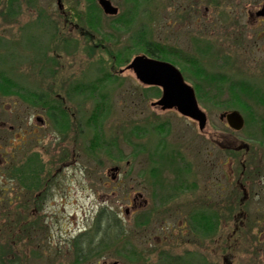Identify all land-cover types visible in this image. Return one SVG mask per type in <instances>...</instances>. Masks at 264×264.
Wrapping results in <instances>:
<instances>
[{"label": "rangeland", "instance_id": "1", "mask_svg": "<svg viewBox=\"0 0 264 264\" xmlns=\"http://www.w3.org/2000/svg\"><path fill=\"white\" fill-rule=\"evenodd\" d=\"M110 1L117 14H97L109 34L104 44L131 53L104 90L109 146L88 148L94 99L70 88L109 68V57L91 52L80 33L74 12L87 7L84 0H0V70L20 87L0 92V264H74L73 239L94 233L100 210L122 232L82 264H264V142L250 136L262 104L246 95L226 104L227 89L217 101L197 99L207 117L199 131L175 109L152 106L161 88L125 69L145 54L135 43L143 31L178 50L179 70L193 56L225 75L223 85L244 81L264 95V20L249 16L264 0ZM129 9L130 23L113 27ZM182 74L192 87L198 82ZM45 101H59L66 127L51 123ZM235 108L244 118L239 130L219 117ZM202 208L217 216V227L189 233L188 214Z\"/></svg>", "mask_w": 264, "mask_h": 264}, {"label": "trees", "instance_id": "2", "mask_svg": "<svg viewBox=\"0 0 264 264\" xmlns=\"http://www.w3.org/2000/svg\"><path fill=\"white\" fill-rule=\"evenodd\" d=\"M84 4H86L87 6L86 8H84V10L80 9L79 11L74 12V16L77 19V22L79 23L80 33L85 37L86 40L92 43V45L89 47V50L91 52L99 48V50L103 51L105 54L108 55L109 68L105 66L104 68L101 67V73L96 76L93 80L87 83L77 82V84L71 85L70 90H72L74 93H86L88 96L94 99L92 112L87 118V123H89V125H92L93 127V134L88 144V148H104L105 146H109V144L103 139L101 123V114L106 109L108 102L106 98L107 94L104 90L111 82L118 78L117 73H119V70L117 72L116 69H119L121 65L128 61L131 51L129 50V48H118L115 50L107 48L104 43L105 41L109 40V34L102 30L101 23L97 20V14L101 11L100 7L98 6L95 0H84ZM130 13L131 11L129 9L124 14H120L119 16L114 17L111 25L116 28L120 25H128L125 23L129 21V17L131 15ZM70 16L71 13H66V15H64L65 22L70 21L68 20ZM88 30L91 32H88ZM94 34H97L98 36L95 37ZM135 43L140 46L142 51L145 52V55L161 60L170 61L176 64V60L173 58V55H179L178 50L175 51L176 49L174 50L169 46H165L160 42L150 39L145 34V32L142 31V33L138 35V38L136 39ZM184 59L185 63L189 64L188 66H190V68H188L187 66L183 68V66H181V71L182 73H185V71L187 72L188 70L191 76L198 80V82H193V88L195 90L196 98L198 100L205 98L209 101H217L219 100L220 96L224 93V90L227 89L229 98L225 100L226 104H230L229 102L231 101H237L238 104H241L239 95H246L247 97L255 96V98L264 107V95H258L255 88H253L247 82H234L230 80L227 82L228 85L225 86L223 84L226 81V77L222 73H212L207 71L193 56H186ZM100 61L103 62V60ZM186 77L188 78V76ZM19 89L20 87L18 86V84L15 83L3 71L0 70V92L3 94H8L13 91L20 93ZM37 95V100L42 99L41 94H39L38 96ZM45 103L48 105L46 112L52 121L51 123H53L55 127L60 129L66 127V125H68L67 113L66 110L62 108L61 104H58L59 101H45ZM242 106L246 109L248 108L245 105ZM252 117L255 118L254 115ZM254 123L257 129L250 136L260 142H264V117L259 118L258 121H254ZM161 130L163 129H160L159 127V131ZM229 152L233 153L231 150H229ZM170 156L171 158H178L177 156ZM184 167L186 168V165ZM32 170L34 171L35 168H32ZM153 170L154 169L151 168L150 173H153ZM20 174L22 175V177H20V180H22V178H24L26 174ZM175 176H177L176 173ZM175 180L178 181V183H176L177 185L179 184V182L182 181L179 178H176ZM192 183L193 182L185 184L183 180L182 187H185V189H190L193 187ZM176 184H173L172 187H174ZM102 213L103 210H100L96 217L95 224L97 226L95 225L93 234L90 233L89 229H86L78 233L73 239L72 245L74 249V258L72 262L74 264L87 263L89 258L92 257L94 254L98 255L99 247L108 246L107 240H109L108 238H110V235L117 234L115 236H119V234H121V226H119L120 224L117 223L116 218L111 216V219H106V217L103 216ZM102 218L106 219L103 225H101L102 223L99 224ZM112 218H114L115 220H113ZM188 220L192 230L198 229L199 231L204 233L213 231L217 227L218 223L217 216L211 211L205 210L204 208L191 212L190 218ZM128 254L132 255L131 252H129Z\"/></svg>", "mask_w": 264, "mask_h": 264}, {"label": "water", "instance_id": "3", "mask_svg": "<svg viewBox=\"0 0 264 264\" xmlns=\"http://www.w3.org/2000/svg\"><path fill=\"white\" fill-rule=\"evenodd\" d=\"M97 3L105 14L114 15L118 12V8L112 5L110 0H97ZM256 15H264V6L256 10ZM125 69H131L142 84L161 88L160 97L151 102V105L163 110L176 109L183 116L195 120L199 130L205 127L206 114L197 103L193 87L185 82L180 70L172 63L145 54H137L131 58ZM219 117L225 118L228 126L234 130L243 127V116L236 108L221 113ZM112 169L116 170L117 167Z\"/></svg>", "mask_w": 264, "mask_h": 264}, {"label": "flooded vegetation", "instance_id": "4", "mask_svg": "<svg viewBox=\"0 0 264 264\" xmlns=\"http://www.w3.org/2000/svg\"><path fill=\"white\" fill-rule=\"evenodd\" d=\"M264 5V1L263 2H261V8H262V6ZM257 10V9H256ZM256 10H254V12H250L249 13V16L253 19V20H256V21H259V22H261V21H263L264 20V15H256ZM191 120V119H190ZM194 124H196V122L195 121H193V120H191ZM115 172H113V175H111V178L113 179V177L115 178V174H114ZM193 185H194V187L193 188H195V184L194 183H192ZM197 187V186H196ZM189 190V189H188ZM37 198V197H36ZM190 218V214H188V218L187 219H189ZM187 222V231L189 232V233H193L195 230H193L192 231V228L190 227V223H189V220H187L186 221ZM185 232H186V230H185Z\"/></svg>", "mask_w": 264, "mask_h": 264}]
</instances>
